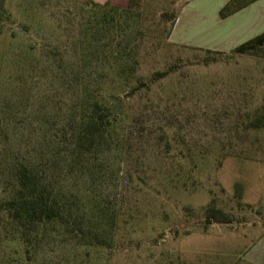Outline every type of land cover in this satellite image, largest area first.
<instances>
[{
  "label": "rangeland",
  "instance_id": "rangeland-1",
  "mask_svg": "<svg viewBox=\"0 0 264 264\" xmlns=\"http://www.w3.org/2000/svg\"><path fill=\"white\" fill-rule=\"evenodd\" d=\"M138 1L97 30L100 13L83 0H0V201L11 196L17 165L51 171L112 238L105 249L46 235L27 257L0 214V264H256L264 128L249 121L264 106V57L214 55L204 65V51L165 39L171 22L161 13L191 0ZM52 41L63 50L60 67ZM111 41L131 46L118 63L137 80L123 91L99 68ZM103 91L120 97L110 104L121 128L81 154L72 126L84 100ZM210 204L232 221L207 224Z\"/></svg>",
  "mask_w": 264,
  "mask_h": 264
},
{
  "label": "trees",
  "instance_id": "trees-1",
  "mask_svg": "<svg viewBox=\"0 0 264 264\" xmlns=\"http://www.w3.org/2000/svg\"><path fill=\"white\" fill-rule=\"evenodd\" d=\"M83 1L85 5L97 8L100 13L99 20L96 19L94 23L97 30L98 26L100 29L109 30L107 26L110 23L115 22L118 17L129 16L133 8L139 3L138 0H129L125 7H120L112 4L109 0L104 3H97L92 0ZM251 1L254 0H229L219 10V17L224 18ZM161 16L171 22L165 34V39H167L177 17V12L164 11ZM130 44L132 45L134 42ZM105 45V51L108 54L105 55L104 52L100 54V70L102 72L110 71L114 78L117 77V81H115L118 83L120 91L134 85L137 80H135L136 72L133 68L124 69L118 63L122 53L131 50V46H128L127 43V46L122 47L113 41ZM190 48L206 53V56L201 59L204 65L214 60V55L261 53L264 57V32L237 45L228 53L206 48ZM49 52L51 62L60 67L64 61L62 47L52 41ZM129 54L127 53V55ZM172 70L170 67L156 71L153 73L152 79H162L169 75ZM118 96V93H105L103 91L94 97H87L81 104L72 126V135L81 154H92L97 146L106 143L108 139L116 135L117 129L121 128L122 117L119 114H113V107L110 104L114 98L119 99ZM253 113L249 127L264 128V106L255 109ZM53 179L54 175L51 171L50 174H47L25 164H19L15 167L11 196L0 201L1 219L11 238L22 244L27 257L30 252L29 247L46 235L65 238L82 247L110 249L112 246V238L109 236L111 234L109 229L111 222L107 223L106 226L109 230L105 232L103 230L105 226L97 218H87L85 210L79 202L56 188ZM236 187H239V184H236ZM108 217H112V215L109 214ZM203 218L207 224L230 223L232 221V215L229 212L212 204L204 208ZM107 233L109 234L107 235Z\"/></svg>",
  "mask_w": 264,
  "mask_h": 264
},
{
  "label": "crops",
  "instance_id": "crops-1",
  "mask_svg": "<svg viewBox=\"0 0 264 264\" xmlns=\"http://www.w3.org/2000/svg\"><path fill=\"white\" fill-rule=\"evenodd\" d=\"M93 1L104 3L107 0ZM109 1L120 7H125L129 2ZM228 1L191 0L186 3L173 23L168 37L170 42L225 51L264 32V0L251 1L232 14L220 18L219 10ZM250 255L256 264H264V229L256 239L254 251Z\"/></svg>",
  "mask_w": 264,
  "mask_h": 264
}]
</instances>
